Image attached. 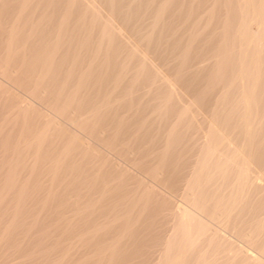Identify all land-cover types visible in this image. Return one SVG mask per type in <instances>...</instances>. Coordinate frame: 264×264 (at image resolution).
<instances>
[{
    "label": "bare ground",
    "instance_id": "bare-ground-1",
    "mask_svg": "<svg viewBox=\"0 0 264 264\" xmlns=\"http://www.w3.org/2000/svg\"><path fill=\"white\" fill-rule=\"evenodd\" d=\"M0 75L24 118L102 148L63 209L98 263L264 264V0H0Z\"/></svg>",
    "mask_w": 264,
    "mask_h": 264
},
{
    "label": "rangeland",
    "instance_id": "rangeland-1",
    "mask_svg": "<svg viewBox=\"0 0 264 264\" xmlns=\"http://www.w3.org/2000/svg\"><path fill=\"white\" fill-rule=\"evenodd\" d=\"M102 10L104 13L106 12L107 14H109V16L111 15L110 12H107V10H104V9ZM106 15H102V19L105 20L106 17L104 16ZM110 17L108 18L109 20L112 19V18L110 19ZM111 22H112V25L115 27H118L119 24H121L119 23V21L117 23L116 18H113ZM120 26H119V29L121 31L123 27L122 25ZM122 31L121 32L124 34V37L122 38L125 39L126 36L129 35V33L125 30H122ZM125 32L127 35L125 34ZM129 39H133V38H129ZM127 40L128 39H126V41ZM132 42H134V40ZM150 56H151L150 58L152 59V54ZM215 59H216L215 57L212 58L213 61ZM209 60L211 61V58ZM154 61L155 63H153ZM215 61L218 62L219 59L217 58ZM156 62H158L159 64ZM152 63L155 65V67L158 65L160 66V69H157V71L160 74V77H162L163 76L162 74H164L165 72H168L167 69L163 71L165 66L163 67V65H161V63L158 60H156L154 56H153ZM207 63H209V61ZM197 65L196 67L199 66ZM159 66L157 68H159ZM161 66L163 67V69H161ZM201 66H202V63H201ZM201 66L199 67V69L201 68ZM193 69L198 70L197 68L196 69L193 68ZM161 71H163V73ZM169 73L170 72L166 73L165 76L169 75L170 77H172L174 74V73H170V74ZM169 76H166V77L170 79ZM173 78L175 77H172L170 79L171 82L174 81ZM0 81L2 85V86L0 85V87L2 88L0 89V264H85V263L87 264L88 263L89 264H93V263L94 264H104V263L108 264L109 260L113 262L114 260L113 258L115 257L110 256L111 259L113 260H111L110 257L107 258L111 254L110 252H112L110 250L104 253L106 254L107 259L104 258V260L98 263L99 260L97 259H100L101 256L99 255L95 256L94 254L96 253L93 254V252L95 251L94 248H90L92 251H90V249L89 251H87L86 250L87 248L85 246L81 247L82 243L84 244V242H80L82 240V235L80 236L79 234L80 236L79 237L78 233H82V228H80L81 230H79V227H80L79 226L78 230L77 229H76L77 231L75 230L76 231L74 232L75 236H73L74 234L72 233L74 231L73 229H75L74 227L71 228L72 230L69 229V231H71V234L70 232L68 233V227H71L72 225L71 224L70 226H68L71 220L74 219L73 220L74 223L72 222L73 224H78L80 223L78 222L79 219L75 221L77 217L72 218L70 214H69L70 216L67 214L68 212L66 213L67 210L66 211L63 210L64 206H69V205L71 206L72 201L70 199L73 198V194L78 195L80 193H83L82 192L83 190H81L80 187L82 186V189H83V182H85V180L82 179V175H81L82 173L80 172L79 173L80 175H78L77 171L79 170L82 171V169H85L86 167L87 168L90 167V164H86V161L89 159V157H91L90 153L96 154L97 151L101 150L102 148L100 149L98 148L99 150H96V152L95 151L91 152V150L90 152H84V149H80V151H82V154H84L82 155L78 149L76 151L73 150L75 149V147L72 148V143H69L71 144L69 146L68 142L71 141L70 135L68 137L67 135L66 137H63V139L70 138L68 141L67 139L61 140L60 138L62 137V135H58L56 137L57 133L56 135L53 136V133H52L53 131L50 132L52 133L51 135L49 134V132L46 133L47 131L44 132L43 127L40 124H37L38 121L35 123V118L33 119L32 117L24 118L23 114H27V113H24V112L18 113L15 109L11 108L12 100H11L10 95H8V93L5 94V90L9 86L10 87L13 86V88H10V87L8 88L10 89V91H12L10 93L17 95L21 99L24 96L22 101H26L25 99V97L27 98L26 93L23 94L22 92L24 91L21 88H19L17 85H15L13 81L12 83H10L11 80L7 79L6 77L3 78L2 76L1 78V75H0ZM8 83L13 84V85L11 86ZM173 83H172L173 85L171 87V90L175 92H172L174 93L172 94L174 95V97H172L173 99H170V100H174V99L180 100L181 101L180 104H183L182 107L184 105L186 106L185 104L186 100L188 99L187 102H190L189 100L192 101V99L194 98L192 97L191 94H189L191 95V97H188L187 93H186L187 98L186 97L184 98L185 96L184 90L179 89L177 86L176 87L178 89L176 90L175 89L176 84L175 82ZM131 84H132V80L130 79L127 85L130 86ZM150 85L152 84H149L148 87L146 88V89L150 88V90L148 91L147 90L144 91L145 87L142 86V88L141 87L137 88V92H138L137 93L136 88H135L133 90L135 91L134 96L137 99L139 97H142V95L144 96V93L139 92L142 90H143L142 92H145V93L149 91L150 93H152L153 91H155V86L154 85L151 86L154 89L153 90L150 87ZM16 88H19V89H17L16 90L17 92L15 93L14 90ZM129 88L130 90L132 89L131 87ZM167 96L169 95L167 94ZM167 96L165 95L164 98L167 99ZM31 100L32 99L27 98L28 102H31ZM34 100L35 99H33V101ZM141 100L143 102L144 99H140L139 101L141 102ZM36 107L37 108L39 107L37 110L40 109L39 111L42 112L44 106H42L41 108L37 103ZM44 110H43V113L45 112L49 115V112L46 111V109ZM60 120L58 118L56 121L60 123L61 125H63V127H66V124L64 126V124L62 123L63 119L61 121ZM77 127L73 126V128H75L73 130H72V127H70L71 131L74 132L75 130V133H77V131L82 130V129L80 130L76 129ZM41 131H43L45 134H43V132ZM83 134H85V132L79 134V136ZM42 135H45L48 138H45V140L47 139L46 141L44 140L43 142H40L43 140V137H44ZM39 136H41L42 138ZM82 137L83 136H80L81 139L86 140V135H84L83 138ZM68 148L72 149L73 152L72 150H69ZM66 152H68L70 155H68ZM73 154H76V156H74ZM88 154H90V156ZM67 156H69L68 160H67ZM83 161L85 162V164ZM94 161L96 162V160ZM94 161H92L93 164H94ZM71 162H73L74 165ZM78 162L81 165H79ZM73 166H76V167L79 166L78 167L79 169L77 168L75 170L76 176L73 175L75 174L73 172L74 171ZM69 172L70 174L71 173L72 174L69 175L68 174ZM79 176L81 177L82 182ZM66 180H67V183L69 180L71 186H69L70 184L67 185ZM73 181H74V184H72ZM65 183L67 186L65 185ZM76 184L79 188L76 186H73ZM69 187L71 189H69ZM76 188L80 189L81 192L80 191L78 192ZM75 190H77L76 191L77 193L74 192ZM70 192L72 193L71 196H70ZM67 195H69L70 199ZM65 197L68 198L67 201L65 200ZM69 200L71 202L68 205ZM58 208L59 210H57ZM60 208H61V211H60ZM59 212H63V213H60L61 215L63 214L62 218L60 214L57 215ZM67 216L68 218H71V219H68ZM141 228L143 229L144 226H141L139 229ZM139 229H138L139 231L138 233L141 235V232H143V230L142 229L139 230ZM76 236H78L79 242ZM71 237L77 240H74V239L72 240ZM126 243L128 246L126 245L127 246L126 247L125 245H123L124 246L122 248L123 250L119 248V251L120 252L127 251L126 253L131 254L133 250H135L134 248L135 244L131 241H127ZM109 245H106V246H109ZM129 247H130L131 253L129 252ZM78 248H81V249H78ZM86 253L88 256L86 255ZM93 255L94 257H96L95 259L92 258ZM84 260H89V261L86 262ZM116 260H114L115 263H116ZM131 263L129 262V264ZM116 264H118V262ZM119 264H122V263H119Z\"/></svg>",
    "mask_w": 264,
    "mask_h": 264
}]
</instances>
